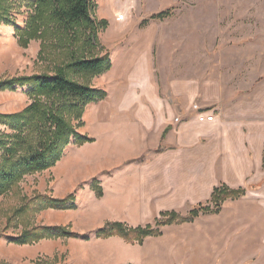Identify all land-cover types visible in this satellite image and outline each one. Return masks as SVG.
I'll return each mask as SVG.
<instances>
[{"label": "rangeland", "instance_id": "rangeland-1", "mask_svg": "<svg viewBox=\"0 0 264 264\" xmlns=\"http://www.w3.org/2000/svg\"><path fill=\"white\" fill-rule=\"evenodd\" d=\"M91 1L93 18L108 23L98 34L97 54L109 53L115 65L109 75L93 78L91 86L108 93L105 104L126 97L125 92L134 98L152 97L144 72L135 64L125 66L129 55L141 59L133 52L140 41L142 57L147 59L151 40L152 51L144 67H149L158 88L154 98L174 110L172 121H161L157 116L151 121L161 130L168 124L173 126L163 146L174 145L182 130L193 124L203 129L200 144L207 149L217 145V137L206 129L214 123H221L224 130V125L244 122L240 129L247 133L248 121H264V0ZM167 11L169 17L145 23ZM30 12L25 2L13 12L17 27L24 28ZM12 28L20 52L17 55L0 49V80L54 75L58 50L56 54L50 50L41 59L42 41L31 40L25 48L16 37V27ZM116 76L126 81L123 87H119ZM132 80L136 89L128 91ZM28 90L25 86L0 92V114L22 113L32 104ZM104 107V102L88 105L83 125L77 129L82 136L94 139L93 143L82 147L71 144L55 167L25 177L0 197V264H141L139 259L155 246L154 239L140 246L121 237L96 239L95 233L108 223L146 226L161 212L176 211L186 216L190 211V207L188 211L178 202L171 203L178 199L174 192L151 203L141 185L122 182L128 171L123 167L133 162L110 168L128 154L138 153L140 142L134 138L136 128L126 126L125 130L126 124ZM209 116L214 119L209 121ZM1 129L13 133L6 126ZM235 132L231 129L230 137ZM157 136L158 141L159 133ZM143 162L136 160L132 166ZM95 181L103 190L101 198L93 189ZM153 192L155 195V189ZM70 196L75 199L74 208L41 209V198L64 200ZM169 206L177 208L170 210ZM60 226L78 237L43 239L30 245L13 242L25 230ZM162 231L164 234V228Z\"/></svg>", "mask_w": 264, "mask_h": 264}, {"label": "crops", "instance_id": "crops-1", "mask_svg": "<svg viewBox=\"0 0 264 264\" xmlns=\"http://www.w3.org/2000/svg\"><path fill=\"white\" fill-rule=\"evenodd\" d=\"M151 42L147 59L142 57L140 41L138 49L132 51L138 52L141 59H133V54L129 55L125 66L132 67L135 64L144 72L147 88L153 96L148 99L134 98L127 96L129 93L124 91L126 97L117 101L112 99L108 104H105L108 97L103 101L104 110L117 115L126 124L123 125L124 129L126 126L137 129L134 138L137 136L136 140L140 142V148L136 147L138 153L128 154L118 166L110 168L123 167L128 161L133 164L136 160L144 161L135 166L126 164L123 168H128L127 179L123 175L122 182L132 181L134 185H141L151 203L174 192L178 199H172L171 203L178 202L179 207L183 206L186 210L207 203L214 188L222 184L232 189L244 188L246 195L238 200L226 201L219 214L203 215L194 223L166 227L162 237L146 239H154L155 246L139 259L141 264H264L263 119L248 121L247 133L240 129L244 122H238L237 126L224 125V130L221 123L210 125L206 129L218 141L216 146L207 149L200 144L204 131L197 124L182 130L174 145L163 146L173 126L168 124L161 130L151 121L156 116L161 121H172L174 110L161 99L154 98L158 88L148 71L149 67H144L149 62ZM0 49L16 54L20 52L14 28H2ZM114 66L106 75L113 72ZM116 80L119 87H123L126 82L117 76ZM130 82L133 87H127L128 91L136 89L134 80ZM231 129L236 131L234 137L229 135ZM158 133L160 137L157 141ZM154 189L155 195H152ZM176 208L169 206L170 210Z\"/></svg>", "mask_w": 264, "mask_h": 264}, {"label": "trees", "instance_id": "trees-1", "mask_svg": "<svg viewBox=\"0 0 264 264\" xmlns=\"http://www.w3.org/2000/svg\"><path fill=\"white\" fill-rule=\"evenodd\" d=\"M25 2L31 12L24 28L16 26L13 12ZM91 0H0V35L2 28L16 27V37L23 47L31 40L42 41L41 59L46 54L59 58L54 75H37L0 80V92L17 91L29 86L32 104L16 115L0 114V197L11 192L25 177L43 173L55 167L71 144L82 147L94 139L78 133L83 125L86 107L106 100L104 90L94 89L90 81L108 73L112 67L109 53L98 55V34L108 26L107 21L93 18ZM170 12H162L150 21L163 20ZM73 75V76H71ZM81 77L84 80H79ZM6 126L9 134L2 131ZM264 168V158H263ZM99 182L93 189L101 198ZM246 195L244 188L232 189L225 184L215 187L211 200L190 209L186 216L176 211L161 212L146 226L130 227L125 223H108L95 233L96 239L121 237L127 243L143 245L148 238L163 236V228L194 223L203 215L219 214L228 200ZM42 210L74 208V197L64 200L41 198ZM71 203V205H70ZM78 234L66 227H42L25 230L13 240L18 245H30L43 239H67ZM90 240L89 237H84Z\"/></svg>", "mask_w": 264, "mask_h": 264}, {"label": "built area", "instance_id": "built-area-1", "mask_svg": "<svg viewBox=\"0 0 264 264\" xmlns=\"http://www.w3.org/2000/svg\"><path fill=\"white\" fill-rule=\"evenodd\" d=\"M202 119H204V117H203ZM207 119H208L209 121H212L214 118H213V116H209V117H207Z\"/></svg>", "mask_w": 264, "mask_h": 264}, {"label": "bare ground", "instance_id": "bare-ground-1", "mask_svg": "<svg viewBox=\"0 0 264 264\" xmlns=\"http://www.w3.org/2000/svg\"><path fill=\"white\" fill-rule=\"evenodd\" d=\"M115 4V3H114ZM111 9V8H110ZM116 9V8H115Z\"/></svg>", "mask_w": 264, "mask_h": 264}]
</instances>
